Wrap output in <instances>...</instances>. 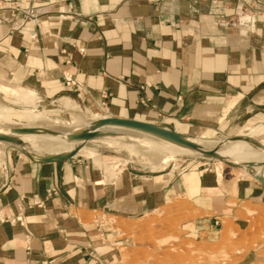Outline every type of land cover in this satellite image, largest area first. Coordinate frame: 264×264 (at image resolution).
<instances>
[{"label": "crops", "instance_id": "1", "mask_svg": "<svg viewBox=\"0 0 264 264\" xmlns=\"http://www.w3.org/2000/svg\"><path fill=\"white\" fill-rule=\"evenodd\" d=\"M6 87L39 103L69 98L91 110L93 102L111 118L184 135L261 126L264 0H0L1 94ZM131 169L98 185L79 156L41 162L9 152L0 264H97L98 214L134 220L183 203L198 214L181 223L183 238L210 231L213 199L224 194L206 188L214 177L203 163L154 175ZM249 195L239 205H255Z\"/></svg>", "mask_w": 264, "mask_h": 264}, {"label": "rangeland", "instance_id": "2", "mask_svg": "<svg viewBox=\"0 0 264 264\" xmlns=\"http://www.w3.org/2000/svg\"><path fill=\"white\" fill-rule=\"evenodd\" d=\"M6 88L8 90L5 94L0 93V125L12 124L14 127L19 125L18 129H37L39 133H47L52 129L37 128L38 124L32 122L28 116L31 111H38L59 125L76 123L70 115L71 106L82 120L86 119L90 112L88 104H79L69 98L45 104L39 103L35 93L30 95L22 91L21 87ZM99 108L103 114L108 115L101 105ZM92 115L94 119L96 118L94 122L99 120L100 115ZM185 136L211 143H225L230 145L228 148L231 150L237 148L251 155L263 154L259 149L235 138L253 139L264 148V124L248 128L221 125L209 132ZM39 137L52 138L48 134H39ZM118 137L120 136L110 135L113 140L87 141L82 146L85 149H80L83 153L73 155L93 165L98 174V185L104 183L101 181L102 176L105 178L108 175L113 178L121 172L123 165L133 168L131 169L133 172L154 175L171 167L174 171H179L183 165L193 161L203 163L205 175L213 174L214 182L206 188L210 192L224 194V197L218 196L213 199L217 213L207 215L211 218L216 217L208 226V228L211 226L210 231L194 240L183 238L185 234L180 231V225L198 214L185 212L187 207L183 203L167 207L155 206L153 210L134 220L112 214L108 216L98 214L101 227L99 228L101 243L98 245L101 246L104 257L97 264H264L263 183L228 160L173 153L163 158L164 160L161 158L160 161L159 153L145 148L140 142L131 144ZM143 140L148 145L169 152L163 141L150 137H144ZM38 145L39 143L26 144V147L29 150L36 148L40 155H43L44 151H55V148ZM0 150L2 151L1 147ZM9 152L10 157L19 155L34 160L15 148H10ZM93 159L98 161L94 162ZM0 164L2 170L4 161L1 158ZM249 191L255 194L248 196L253 199L255 205H239V198ZM233 206L236 209L234 211L231 210Z\"/></svg>", "mask_w": 264, "mask_h": 264}, {"label": "bare ground", "instance_id": "3", "mask_svg": "<svg viewBox=\"0 0 264 264\" xmlns=\"http://www.w3.org/2000/svg\"><path fill=\"white\" fill-rule=\"evenodd\" d=\"M21 90L30 92L25 88ZM33 97H31V99ZM69 109L71 118L76 120V123L72 125H59L52 121L51 118L38 111L30 112L28 116L32 122L38 124L37 128L52 129L48 130L47 133H39L37 129H18L19 125H17V127H14L12 124L0 125V138L2 139H0V147L2 148V151L0 150V158L4 161L5 165L8 167L7 153L10 148L16 147V149L35 161L58 160L73 154H80V149H82L83 144L87 141H110L113 140V138H110V135H115L120 136L118 138L128 141L131 144L140 142L145 148L148 147L150 150L159 153L160 161L161 158L163 159L171 156L173 153L193 154L206 158L228 160L229 162L231 161L233 165L239 166L257 181L264 184V148L253 139L235 138V140L244 141L249 146L259 149L263 154L258 155L259 153H256V156L250 153L247 154L237 148L231 150L228 148L230 146L228 144L221 142L211 143L204 140L193 139L178 132H175L177 135V137H175L173 136L174 134L171 135L168 129L150 124H140L138 122L122 119L114 120L111 117L94 122L93 120L95 119L92 114L100 115L101 110L99 106L93 102L88 116L85 115L87 118L83 120L79 114L73 111L74 109L72 106ZM39 134H48V136L52 138H42L39 137ZM144 137L163 141L169 152L156 146L148 145V143L143 140ZM35 143H39V147L55 148V151H44V154L40 155V153L36 151V148L32 150L26 148V144ZM110 167L112 168L111 164ZM218 179H220V177Z\"/></svg>", "mask_w": 264, "mask_h": 264}, {"label": "built area", "instance_id": "4", "mask_svg": "<svg viewBox=\"0 0 264 264\" xmlns=\"http://www.w3.org/2000/svg\"><path fill=\"white\" fill-rule=\"evenodd\" d=\"M64 83L66 86H69V87H76L78 85L74 80H71L70 78H65ZM2 170L7 173V166L5 165V163L3 165Z\"/></svg>", "mask_w": 264, "mask_h": 264}, {"label": "water", "instance_id": "5", "mask_svg": "<svg viewBox=\"0 0 264 264\" xmlns=\"http://www.w3.org/2000/svg\"><path fill=\"white\" fill-rule=\"evenodd\" d=\"M114 120H117L116 118H113ZM128 121H131V120H128ZM132 122H137V121H132ZM138 123H140V124H148V123H144V122H138ZM150 125H153V124H150ZM154 126H156V125H154ZM157 127H160V126H157ZM170 131V130H169ZM170 133H171V135H173V136H175V137H177V135L175 134V132H171L170 131ZM1 139V138H0ZM2 140V139H1ZM74 155V154H73ZM73 155H70V156H68V157H66V158H63V159H67V158H70V157H72ZM58 160H62V159H58ZM49 161H53V160H49ZM41 162H47V161H41Z\"/></svg>", "mask_w": 264, "mask_h": 264}]
</instances>
